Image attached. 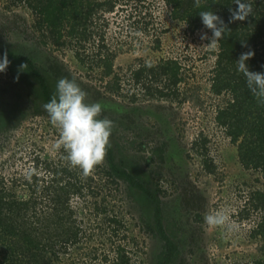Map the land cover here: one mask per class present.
I'll return each mask as SVG.
<instances>
[{
	"label": "rangeland",
	"instance_id": "obj_1",
	"mask_svg": "<svg viewBox=\"0 0 264 264\" xmlns=\"http://www.w3.org/2000/svg\"><path fill=\"white\" fill-rule=\"evenodd\" d=\"M113 1L115 10L101 11V20L94 19L90 27L95 34L104 33L107 48L103 54L110 56L111 75H105L103 64H95V55L87 64L81 63L76 56L79 44L70 37L69 26L60 44L56 43L46 26L39 27V14L21 1L0 0V48L28 54L46 70L51 82L75 78L89 102L102 104V117L114 122L112 131L126 164L140 166L159 182L168 230L182 249L184 260L176 264H251L260 256L262 244L250 232L259 214L242 219L239 212L251 191L264 190V178L242 166L236 145L215 121L216 109L228 95L216 96L211 90L218 49L208 50L205 44L210 41L200 36L202 32L212 34L188 32L184 21L172 17L165 0ZM98 38L86 41V54H95ZM164 58L182 64L184 80L179 93L169 99L145 97L130 81L131 69ZM114 75L121 80L120 95L109 88ZM16 76L10 70L0 72V108L16 115L11 126L0 132V174L4 176H24L37 156L66 162L63 148H54L59 131L39 105L35 81L30 85ZM134 91L137 101L132 100ZM201 134L209 139L214 171L206 167L193 145ZM18 191L26 194L27 188L20 186ZM101 192L99 201L105 196L111 214L96 215L90 197L87 202L75 199L87 233L57 264H110L118 244L132 252L137 264H153L160 249L144 226L139 206L115 185ZM218 209L230 212L238 231L205 224L204 215ZM112 215L121 222L107 221Z\"/></svg>",
	"mask_w": 264,
	"mask_h": 264
},
{
	"label": "trees",
	"instance_id": "obj_2",
	"mask_svg": "<svg viewBox=\"0 0 264 264\" xmlns=\"http://www.w3.org/2000/svg\"><path fill=\"white\" fill-rule=\"evenodd\" d=\"M26 3L39 14V27L46 26L56 43L60 44L64 30L69 26V35L76 39L79 47L76 56L82 64L96 56L95 64L104 66L105 75L113 73L110 56L103 54L107 48L103 34H95L90 27L94 19L101 20L105 12H113V0H15ZM243 2V0H242ZM174 19L182 20L188 32L211 30L204 27L199 13L213 11L227 25L224 38L219 41L216 62L212 73L211 90L216 96L228 95L216 109L215 121L223 128L231 142L236 145L238 158L247 170L259 172L264 178V105L257 102L246 86L245 77L237 71L236 60L240 54L254 50V56L246 63L251 71L264 72V0H249L251 14L243 21L230 22L232 11L238 8L234 0H201L195 7L194 0H165ZM103 12L100 14V12ZM99 35L96 52L86 54V41ZM101 39V40H100ZM94 41V40H93ZM246 43L248 47L243 46ZM7 52L10 64L6 70L18 74L21 64L27 69L19 72V79L33 85L37 90L42 107L55 92L56 81L51 82L46 70L37 66L28 54L12 48H0V59ZM148 64V63H146ZM140 64L131 69L130 81L151 99H169L178 95L184 80L183 67L178 59L164 58L152 67ZM93 65H90L92 67ZM115 76V75H114ZM110 82V91L120 95L121 80L117 75ZM33 81V82H32ZM138 92H131L132 100H138ZM44 108V107H43ZM46 112V111H45ZM46 114H48L46 112ZM12 110L0 108V132L14 118ZM11 126V125H10ZM209 139L201 134L193 143L210 171L216 169L210 157ZM141 148V144L139 145ZM121 146L112 131L110 147L103 164L96 166L92 175L83 178L80 170L72 169L68 162L35 157L33 167L24 176L0 174V264H57L61 255L77 245L87 230L80 220V211L75 199L87 202L93 199L96 215L111 214L105 204V196L99 201L102 189L116 186L126 197L135 202L142 211L146 230L159 245L153 264H176L182 258V249L175 234L169 231L167 209L156 183L140 166L126 164L121 157ZM30 174V178H29ZM102 183V184H101ZM27 188L20 194L18 188ZM90 197V198H89ZM252 213L259 214L251 237L260 239V256L251 264H264V190L250 192L239 215L248 219ZM104 219V218H103ZM102 219V220H103ZM121 222L112 215L108 220ZM110 264H137L123 244H118ZM107 259V258H106Z\"/></svg>",
	"mask_w": 264,
	"mask_h": 264
},
{
	"label": "clouds",
	"instance_id": "obj_3",
	"mask_svg": "<svg viewBox=\"0 0 264 264\" xmlns=\"http://www.w3.org/2000/svg\"><path fill=\"white\" fill-rule=\"evenodd\" d=\"M238 8L232 11L230 22L243 21L252 12L249 0H234ZM195 7L201 6V0H194ZM202 24L211 30V37L206 32L201 33V40H209L205 44L208 50L215 51L219 41L224 38L227 25L223 19L213 11L199 13ZM243 43V42H242ZM243 46L248 47L246 43ZM254 50L249 49L240 54L236 60L237 71L245 77L246 86L257 102L264 105V72L251 71L247 61L254 56ZM10 61L7 52L0 59V72L6 71ZM27 64H21L19 72L27 69ZM146 67H152L150 63ZM87 92L77 83L75 78L62 77L58 80L54 94L43 105L48 113L50 122L59 131V138L54 148H63L66 155L64 159L72 169H79L83 178L92 175L96 166L104 163L107 150L110 147V136L114 122L107 117H102L104 111L100 102H89ZM30 178V174H29ZM204 222L210 228H222L227 231H238L239 225L231 219L227 209L210 211L204 215Z\"/></svg>",
	"mask_w": 264,
	"mask_h": 264
}]
</instances>
